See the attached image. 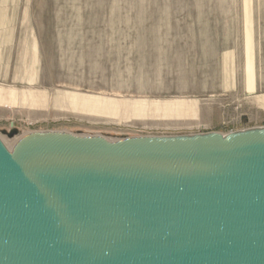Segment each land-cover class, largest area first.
Listing matches in <instances>:
<instances>
[{
    "label": "rangeland",
    "instance_id": "obj_1",
    "mask_svg": "<svg viewBox=\"0 0 264 264\" xmlns=\"http://www.w3.org/2000/svg\"><path fill=\"white\" fill-rule=\"evenodd\" d=\"M261 126L264 0H0V132Z\"/></svg>",
    "mask_w": 264,
    "mask_h": 264
},
{
    "label": "water",
    "instance_id": "obj_2",
    "mask_svg": "<svg viewBox=\"0 0 264 264\" xmlns=\"http://www.w3.org/2000/svg\"><path fill=\"white\" fill-rule=\"evenodd\" d=\"M0 134V264H264V126Z\"/></svg>",
    "mask_w": 264,
    "mask_h": 264
},
{
    "label": "bare ground",
    "instance_id": "obj_3",
    "mask_svg": "<svg viewBox=\"0 0 264 264\" xmlns=\"http://www.w3.org/2000/svg\"><path fill=\"white\" fill-rule=\"evenodd\" d=\"M2 140H3V138H2ZM7 141V140H6ZM4 142V141H3ZM12 142H14V141H12ZM6 144V143H5ZM9 144H12V143H9ZM7 145V144H6Z\"/></svg>",
    "mask_w": 264,
    "mask_h": 264
}]
</instances>
